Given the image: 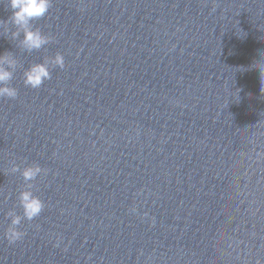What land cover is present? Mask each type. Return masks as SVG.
Segmentation results:
<instances>
[{
    "label": "water",
    "instance_id": "1",
    "mask_svg": "<svg viewBox=\"0 0 264 264\" xmlns=\"http://www.w3.org/2000/svg\"><path fill=\"white\" fill-rule=\"evenodd\" d=\"M33 28H0V264H264V0H52ZM27 183L45 207L9 243Z\"/></svg>",
    "mask_w": 264,
    "mask_h": 264
},
{
    "label": "clouds",
    "instance_id": "2",
    "mask_svg": "<svg viewBox=\"0 0 264 264\" xmlns=\"http://www.w3.org/2000/svg\"><path fill=\"white\" fill-rule=\"evenodd\" d=\"M7 5L12 11L9 21H0V28L4 32L8 31V23L15 26L16 31L12 32L13 37L23 34L21 41L22 46L29 52L40 50L47 45L52 37L42 34L39 28H33V22L43 18L52 6V0H7ZM50 65L58 66L63 69L65 67L64 56L57 52L54 57H46L42 62L34 63L28 67L23 74L25 86L32 89H38L45 80L51 79ZM14 66V61L7 54L0 55V97L16 98L17 89L10 86L13 73L10 68ZM261 75L264 74V66H258ZM11 172L21 171L18 165L11 167ZM44 171L39 165L24 167L21 171L26 182L32 181ZM33 185L26 184V190L19 194V203L23 210V215L9 211L7 216L11 218L10 226L5 231V237L9 243H15L20 240L24 233L18 230L17 226L21 224L22 219L29 221L38 217L43 211L44 202L31 190ZM130 211L135 212L132 208Z\"/></svg>",
    "mask_w": 264,
    "mask_h": 264
}]
</instances>
